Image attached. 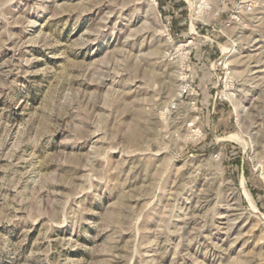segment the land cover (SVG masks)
I'll return each mask as SVG.
<instances>
[{
	"label": "rangeland",
	"instance_id": "obj_1",
	"mask_svg": "<svg viewBox=\"0 0 264 264\" xmlns=\"http://www.w3.org/2000/svg\"><path fill=\"white\" fill-rule=\"evenodd\" d=\"M0 264H264V0H0Z\"/></svg>",
	"mask_w": 264,
	"mask_h": 264
},
{
	"label": "bare ground",
	"instance_id": "obj_2",
	"mask_svg": "<svg viewBox=\"0 0 264 264\" xmlns=\"http://www.w3.org/2000/svg\"><path fill=\"white\" fill-rule=\"evenodd\" d=\"M231 139H236L238 142H242V140L240 138H237L235 135L230 136ZM244 143V142H243ZM242 144V143H241ZM248 199L250 200V202L252 203L253 207H255L254 203L252 202L251 198L249 195H247ZM258 212V211H257Z\"/></svg>",
	"mask_w": 264,
	"mask_h": 264
}]
</instances>
